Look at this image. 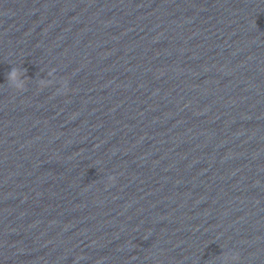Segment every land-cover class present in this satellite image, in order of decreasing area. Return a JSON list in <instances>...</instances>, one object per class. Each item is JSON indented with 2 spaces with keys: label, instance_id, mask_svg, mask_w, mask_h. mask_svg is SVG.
Masks as SVG:
<instances>
[{
  "label": "clouds",
  "instance_id": "clouds-1",
  "mask_svg": "<svg viewBox=\"0 0 264 264\" xmlns=\"http://www.w3.org/2000/svg\"><path fill=\"white\" fill-rule=\"evenodd\" d=\"M25 74V70L21 68H16L13 67L10 72L7 73L6 79L10 87L15 88L17 91H24L25 90V85L23 82H17L18 78L22 75ZM69 91L68 88L65 89L63 93H67ZM109 183H114L115 182V177L114 176H109L108 177ZM232 259L234 261L239 259L238 254H233Z\"/></svg>",
  "mask_w": 264,
  "mask_h": 264
}]
</instances>
